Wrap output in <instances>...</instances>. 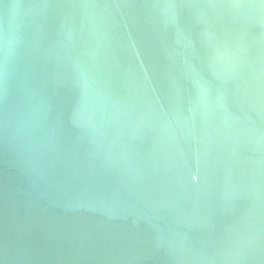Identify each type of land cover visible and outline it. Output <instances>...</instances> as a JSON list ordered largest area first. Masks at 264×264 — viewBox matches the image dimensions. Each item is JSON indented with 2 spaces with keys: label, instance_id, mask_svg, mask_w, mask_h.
<instances>
[{
  "label": "water",
  "instance_id": "obj_1",
  "mask_svg": "<svg viewBox=\"0 0 264 264\" xmlns=\"http://www.w3.org/2000/svg\"><path fill=\"white\" fill-rule=\"evenodd\" d=\"M0 264H264V0H0Z\"/></svg>",
  "mask_w": 264,
  "mask_h": 264
}]
</instances>
